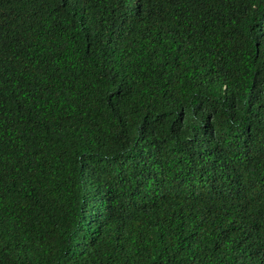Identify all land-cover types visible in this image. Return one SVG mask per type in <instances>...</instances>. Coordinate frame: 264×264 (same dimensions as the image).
<instances>
[{
    "label": "trees",
    "instance_id": "obj_1",
    "mask_svg": "<svg viewBox=\"0 0 264 264\" xmlns=\"http://www.w3.org/2000/svg\"><path fill=\"white\" fill-rule=\"evenodd\" d=\"M0 264H264V0H0Z\"/></svg>",
    "mask_w": 264,
    "mask_h": 264
}]
</instances>
